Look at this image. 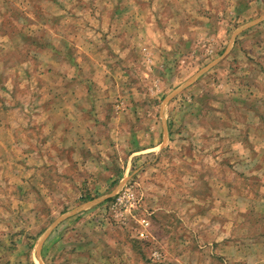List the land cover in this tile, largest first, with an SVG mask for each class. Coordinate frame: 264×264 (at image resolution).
<instances>
[{"label":"rangeland","instance_id":"obj_1","mask_svg":"<svg viewBox=\"0 0 264 264\" xmlns=\"http://www.w3.org/2000/svg\"><path fill=\"white\" fill-rule=\"evenodd\" d=\"M0 264H264V0H0Z\"/></svg>","mask_w":264,"mask_h":264},{"label":"built area","instance_id":"obj_2","mask_svg":"<svg viewBox=\"0 0 264 264\" xmlns=\"http://www.w3.org/2000/svg\"><path fill=\"white\" fill-rule=\"evenodd\" d=\"M146 233V231H141V235L144 236V234Z\"/></svg>","mask_w":264,"mask_h":264}]
</instances>
